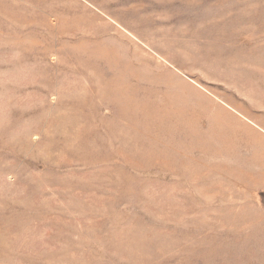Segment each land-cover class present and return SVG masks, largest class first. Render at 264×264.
I'll list each match as a JSON object with an SVG mask.
<instances>
[{"label":"rangeland","instance_id":"obj_1","mask_svg":"<svg viewBox=\"0 0 264 264\" xmlns=\"http://www.w3.org/2000/svg\"><path fill=\"white\" fill-rule=\"evenodd\" d=\"M0 264H264V0H0Z\"/></svg>","mask_w":264,"mask_h":264},{"label":"bare ground","instance_id":"obj_2","mask_svg":"<svg viewBox=\"0 0 264 264\" xmlns=\"http://www.w3.org/2000/svg\"><path fill=\"white\" fill-rule=\"evenodd\" d=\"M229 106V105H228ZM230 108H232L231 106H229ZM234 109V108H232ZM254 123V122H253ZM255 124V123H254ZM257 127L261 128L259 125L255 124ZM262 129V128H261Z\"/></svg>","mask_w":264,"mask_h":264}]
</instances>
